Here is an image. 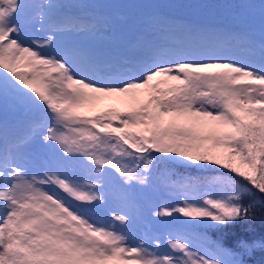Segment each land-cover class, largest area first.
<instances>
[{
	"label": "snow or ice",
	"instance_id": "1",
	"mask_svg": "<svg viewBox=\"0 0 264 264\" xmlns=\"http://www.w3.org/2000/svg\"><path fill=\"white\" fill-rule=\"evenodd\" d=\"M80 10L0 0V264H240L193 251L172 222L251 219L264 203V0L239 2L230 24L142 14L124 52L98 47L108 17ZM111 97L127 110L96 111ZM173 164L244 182L215 177L230 194L199 206L194 178L161 189Z\"/></svg>",
	"mask_w": 264,
	"mask_h": 264
},
{
	"label": "trees",
	"instance_id": "2",
	"mask_svg": "<svg viewBox=\"0 0 264 264\" xmlns=\"http://www.w3.org/2000/svg\"><path fill=\"white\" fill-rule=\"evenodd\" d=\"M116 6L123 5L126 10L127 19L131 20L136 16V11L139 7H143L146 4H153L154 2L162 3L164 1L170 2L173 9L177 10L182 8L183 6L190 8L191 2H197L202 0H139L134 2L133 0H113ZM214 1V0H208ZM216 2L220 6V14L218 16H212L209 19L205 20L206 22L210 23H222V24H230L225 21L224 18V11L229 9L233 11V9L237 6L239 2L242 0H216ZM176 11L172 13V16H176ZM183 17H197L192 14L191 11L183 13L180 18ZM234 22V21H233ZM232 22V23H233ZM180 170V169H177ZM176 170V171H177ZM170 170H161L159 169L158 172L155 173V177L157 179L158 184L160 185L161 189H165L168 187L171 181L178 180L180 178L175 176V173H170ZM180 174H190L189 177H192V172L187 170V173L184 171H179ZM194 179L197 181V184L205 186L206 182H213L217 184L215 177H227L232 180H236L239 182H244L243 178L237 176L235 173H232L230 170L223 168L222 166H216L211 169H204L200 170V173L196 174ZM202 184V185H201ZM227 186L228 189L231 188L227 184H223ZM200 191V190H199ZM159 192L154 194L151 198V203L157 204V201L162 198ZM252 200H259V194L256 193L255 195L252 194H244L242 196V202L247 204ZM255 215L249 218H240L237 217L236 219L232 220H225L221 226L218 233L215 230H208L201 229V227H195L192 223H185L187 227L192 232L193 238L195 240L202 239L209 245L213 247H221L231 251L233 254H238L240 257L245 259V264H264V246L256 247V242H259L261 245H264V203L259 204L257 203L254 209ZM173 222L178 224L180 222H184L179 217L173 219ZM244 245H248L249 248H245ZM240 251V253H238Z\"/></svg>",
	"mask_w": 264,
	"mask_h": 264
},
{
	"label": "rangeland",
	"instance_id": "3",
	"mask_svg": "<svg viewBox=\"0 0 264 264\" xmlns=\"http://www.w3.org/2000/svg\"><path fill=\"white\" fill-rule=\"evenodd\" d=\"M37 2H44V0H37ZM49 2L51 3L71 2V3L76 4L80 9H82L80 11H83V12L96 11L97 13H102L103 9L110 8V4L107 3L105 0H49ZM250 2L259 3L260 0H250ZM204 3L201 8L202 11L200 10V15L203 16L204 18H206L207 16L206 9L208 7L212 11L208 13L209 15H211L212 13H216L214 11L219 10L220 6L218 4L217 6H215V3L208 2V1H205ZM150 10L151 12L153 11L161 12L163 8L158 7V6H153ZM224 12L228 13L229 11L225 10ZM121 16H122V13L120 11H116L113 17V21L112 22L108 21V23L104 25L101 31L97 34L95 39H96V43L98 47L106 51H112V52H124L127 49L128 45L130 44V42L134 39L136 35L138 25H136L133 29L125 28L123 33L121 35H118V32L114 27L120 21ZM41 35L42 33H39V32L36 33L37 37ZM159 79H163V77H158L157 80ZM161 86H164V85H161ZM138 95L141 100H144L147 98V92L145 90H142ZM128 107L129 105L123 103L121 99L116 98V97L105 98L101 101L95 102L96 111L106 110L109 108L124 111V110H127ZM165 119H167V117ZM201 130L207 132V131H210L211 128H205ZM216 166L217 165H209L208 167L201 169L197 167H189L184 164H173V165H166V166L161 165L159 169L166 170V171L170 170L169 171L170 173H173V174L175 173V176L181 179L183 177H189L190 174L189 175L180 174L179 171H184L185 173H187V170H188L192 172V177L194 178V176H197L196 174L200 173V170L211 169ZM177 169H180V170H177ZM199 187H200V184L196 183L194 195H189L187 197L190 203H195L199 206H203V202L205 198H219L223 195L230 194L231 192V190L228 189L227 186L220 184L218 182L217 184L213 182H206L205 186H202L201 188ZM173 197L175 198L174 201H172ZM159 203H168V204L175 206L177 204H182L183 199L181 196L173 194V195H169L168 197L161 199L158 202V204ZM100 215L102 217H106L108 213L101 210ZM177 217L182 219L184 222L179 223L182 225H176V226L173 225L175 231L172 234L173 236H180L183 240L187 241L188 243L192 237H191L189 230L185 229L186 225H183V224L192 223L193 225H195V227H199V228L201 227V229H204L205 231L206 229L210 231L215 230L218 233V231L220 230V226L223 223V222H212L208 226H205L199 218L193 219V218L184 217L182 215H177ZM133 231L137 237L143 235L142 226L139 224L133 229ZM209 244L210 243H207L200 239L196 244L191 245L190 247L193 251H197L201 255H206L207 258H212L210 254L211 251L218 247L220 248L218 249L220 258H222L225 261L232 260L233 257L229 255L230 250L221 248L219 246L213 247ZM238 253H240V251ZM236 258H240V264H245V259L240 257L239 254H238V257Z\"/></svg>",
	"mask_w": 264,
	"mask_h": 264
},
{
	"label": "clouds",
	"instance_id": "4",
	"mask_svg": "<svg viewBox=\"0 0 264 264\" xmlns=\"http://www.w3.org/2000/svg\"><path fill=\"white\" fill-rule=\"evenodd\" d=\"M253 215H255V213H253ZM256 246L259 247V242H256Z\"/></svg>",
	"mask_w": 264,
	"mask_h": 264
}]
</instances>
